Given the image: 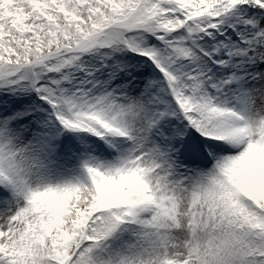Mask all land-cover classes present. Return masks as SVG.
I'll return each mask as SVG.
<instances>
[{"label": "snow or ice", "instance_id": "obj_1", "mask_svg": "<svg viewBox=\"0 0 264 264\" xmlns=\"http://www.w3.org/2000/svg\"><path fill=\"white\" fill-rule=\"evenodd\" d=\"M0 264H264V0H0Z\"/></svg>", "mask_w": 264, "mask_h": 264}]
</instances>
